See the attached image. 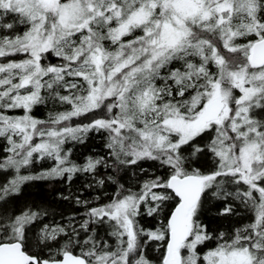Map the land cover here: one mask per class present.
I'll return each mask as SVG.
<instances>
[{
  "label": "snow or ice",
  "instance_id": "6c2138e0",
  "mask_svg": "<svg viewBox=\"0 0 264 264\" xmlns=\"http://www.w3.org/2000/svg\"><path fill=\"white\" fill-rule=\"evenodd\" d=\"M0 264H264V0H0Z\"/></svg>",
  "mask_w": 264,
  "mask_h": 264
},
{
  "label": "trees",
  "instance_id": "16d2710c",
  "mask_svg": "<svg viewBox=\"0 0 264 264\" xmlns=\"http://www.w3.org/2000/svg\"><path fill=\"white\" fill-rule=\"evenodd\" d=\"M55 62V61H53ZM48 108H41L37 112V116L40 118H46ZM104 140L100 136L89 135L87 142L83 145L69 143L66 147L71 148L72 157L78 163L83 162L88 155H102L106 150L103 148ZM51 161H40L37 165L38 170L49 166ZM147 166V165H146ZM135 177H126L128 184H132L135 181ZM34 186L30 189L29 200L35 201L37 203L44 202L45 206H50V211L52 213L53 222H61L60 213L71 214L79 211L78 208L73 207L67 202H62L56 199L55 193L65 191L66 185L63 183L48 182V181H35ZM84 183V180H77L73 184V191L80 188ZM111 192L112 189L109 188ZM89 197L92 195L91 190L86 193ZM249 216L245 212H241L239 216L231 217L228 219H220L215 216L214 213H209L206 217H202L204 223L209 224L210 230H220V231H231L236 227H241L244 223L248 222ZM151 223V222H149ZM153 255L158 256L159 253H153Z\"/></svg>",
  "mask_w": 264,
  "mask_h": 264
}]
</instances>
